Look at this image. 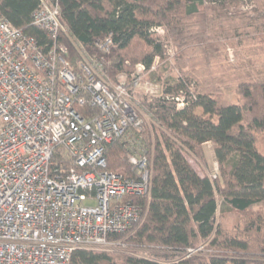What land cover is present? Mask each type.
<instances>
[{"label":"trees","instance_id":"trees-1","mask_svg":"<svg viewBox=\"0 0 264 264\" xmlns=\"http://www.w3.org/2000/svg\"><path fill=\"white\" fill-rule=\"evenodd\" d=\"M57 1L59 20L69 36L102 63L112 82L120 72L131 74L138 63L149 70L156 57L163 58L162 44L152 30L165 29L177 50L178 69L186 76L169 77L163 95L146 102L155 141L151 187L149 199H140L147 209L145 218L129 240L134 246L187 250L209 239V247L218 250L215 255L168 261L174 255L157 254V260L76 249L69 264H264V211L252 209L264 202V154L257 148V136L264 133V62L256 71L238 72L226 64L222 41L234 45L261 34L263 29L254 25V17L246 15L253 6L232 14L227 5L240 0ZM256 2L264 8V0ZM38 4L39 0H0V18L45 43L46 33L31 23ZM106 37L112 44L102 50L97 43ZM66 45L75 63L76 53ZM185 66L189 73L184 72ZM203 69L210 75L201 76ZM223 70H227L226 80L236 83L234 101L214 87L211 74ZM188 74L197 83L194 94L188 91ZM181 97L185 104L176 107V98ZM137 134L147 147L142 131ZM208 142L217 172L201 176L183 151L206 165L203 146ZM129 152L125 141L110 143L105 150L107 169L130 175ZM216 194L221 214L235 211L240 217L233 231L215 222Z\"/></svg>","mask_w":264,"mask_h":264},{"label":"built area","instance_id":"built-area-1","mask_svg":"<svg viewBox=\"0 0 264 264\" xmlns=\"http://www.w3.org/2000/svg\"><path fill=\"white\" fill-rule=\"evenodd\" d=\"M31 23L47 42L0 18V264H69L76 249L124 246L145 218L152 163L132 100L145 68L112 82L69 36L57 0H39ZM116 140L129 148L130 175L107 169Z\"/></svg>","mask_w":264,"mask_h":264},{"label":"rangeland","instance_id":"rangeland-1","mask_svg":"<svg viewBox=\"0 0 264 264\" xmlns=\"http://www.w3.org/2000/svg\"><path fill=\"white\" fill-rule=\"evenodd\" d=\"M253 6V7H252ZM229 12L232 14L237 11H247L251 7L254 10L248 11L246 15L254 17V25L263 29L260 33H257L253 41H245L240 43L236 41L234 45L229 43V40L222 39L225 50L227 53L226 64H229L232 69L237 70L238 72H244L247 69H253L256 71L264 62V43H261L260 39H264V8H259L256 0H240L239 3H231L227 5ZM158 30L153 28V32L156 38H158L159 42L162 44L163 48V58L156 57L149 68V70H145L142 74V81L136 87L133 93V101L135 105L138 107L141 118L143 119L141 131L146 138L147 148L149 152V156L152 161L153 156V147H154V133H153V123L148 116V110L146 107V102L153 101L155 98H158L163 95L162 91L165 87L166 81L169 77L180 78L183 75L180 73L178 69V64L176 61V47L174 43L167 37V33L163 27H155ZM261 36V37H259ZM64 42H67L72 47L73 43L67 39L63 38ZM72 43V44H71ZM73 48V47H72ZM74 51V50H73ZM75 52V51H74ZM135 68V67H134ZM184 72L189 73V69L185 66ZM135 71V69H134ZM133 71V72H134ZM124 72V71H123ZM227 70H223L222 72H216L211 74V77H214V87L218 89L221 95L229 101H234L235 96V85L236 83L233 80H226ZM126 73V72H125ZM222 73V74H221ZM221 74V75H220ZM127 75V76H126ZM124 74L125 80L129 81L131 74ZM209 76L210 73L205 71L204 69L201 71V76ZM188 74L185 78L186 82L189 83L188 91L190 93H196L197 83L196 80L193 79ZM183 77V78H184ZM220 80V82H219ZM179 101L176 104L178 105ZM206 158V165H204L194 154L184 149L183 154L187 161L191 164V166L197 171V173L201 176L207 175L210 176L217 172V164L212 150V143L208 142L203 146ZM257 148L258 150L264 154V133H261L257 136ZM152 163V162H151ZM218 209L215 214V222L220 225L224 230L233 231L236 226L240 224V217L235 211H228L224 214L220 212L221 200L220 197L216 194ZM253 210H263L264 211V202H260L252 206ZM141 225V224H140ZM139 225V226H140ZM138 226V227H139ZM135 229V231L138 229ZM134 233V232H133ZM132 233V234H133ZM130 234V236L132 235ZM130 236L123 235L121 236L124 239V246L119 248H114L109 252H117V253H125L138 257H145L149 259H158L157 254H172L174 256L170 257L168 261H176L179 259L186 258V250H176V249H165L156 246L146 247V246H134L130 242ZM209 239L205 241H201L196 248H194V252L191 255H200V256H209L215 255L218 250L209 247ZM218 253V252H217ZM163 260V259H161Z\"/></svg>","mask_w":264,"mask_h":264}]
</instances>
